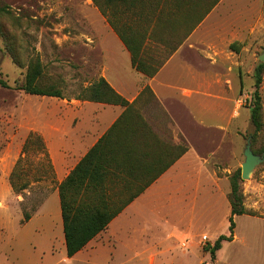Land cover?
<instances>
[{
  "label": "rangeland",
  "instance_id": "obj_1",
  "mask_svg": "<svg viewBox=\"0 0 264 264\" xmlns=\"http://www.w3.org/2000/svg\"><path fill=\"white\" fill-rule=\"evenodd\" d=\"M106 22L91 0H0V78L7 84L0 85V264H96L91 262L93 253L88 247L67 262L70 259L66 257L59 197L55 185L51 184L54 179L46 175L36 180L37 173H34L17 182L28 179L26 188L14 191L7 172L10 158L20 147L22 149L29 127L50 118L53 108L74 99L81 88L98 77L105 49V46L100 47V41H108L113 36ZM203 22V37L209 45L229 48V43L235 41L239 48L235 57L242 62L244 72L240 92L243 94L239 97L240 115H243L234 145L235 156L210 158L211 171L214 169L218 177L216 183L204 173L198 174L197 168L178 169L180 171L174 174L177 182L198 187L199 195L175 205L169 199L166 201L171 189L166 186L164 198L144 200V206L137 210L140 212L127 220L124 227H132L135 234L143 224L141 220H150L145 227L155 224L154 240L141 239L152 246L149 253L126 255L127 250L122 246L114 252L115 239L106 240L101 236L92 245L97 249L94 255L97 264L208 263L209 255L203 250L208 241L204 236L212 240L227 231L229 178L241 168L247 138H250L252 151L263 155V160L249 178H241L243 205L251 211L246 214L264 218V71L260 86L263 128L257 134L248 106L254 88L253 69L261 62L258 56L264 51V0H220ZM113 49L111 44L109 51ZM35 60L42 65L41 85L54 86L62 97L34 95L17 88L28 65ZM176 110L178 114L183 113L181 107ZM179 129L188 137V130L180 123ZM197 132L200 133L195 129L191 138L202 146L204 144H198ZM201 133L214 138L220 135L214 131ZM29 156L30 171L34 172L38 166L37 156L33 152ZM24 214L30 215V220L22 223ZM237 222L243 242L240 239L225 245L220 264H247L261 253L264 238L252 232L264 231V222H250L246 228L241 216ZM170 227H175L179 237L166 253V230ZM118 236L126 240L125 230L119 231ZM182 240L179 245L178 241ZM100 244L107 246L104 247L106 252L98 248Z\"/></svg>",
  "mask_w": 264,
  "mask_h": 264
},
{
  "label": "crops",
  "instance_id": "obj_2",
  "mask_svg": "<svg viewBox=\"0 0 264 264\" xmlns=\"http://www.w3.org/2000/svg\"><path fill=\"white\" fill-rule=\"evenodd\" d=\"M203 20L186 35L183 27L170 36V43L172 45L178 43V45L152 76H146L133 67L130 52L106 22L113 36L108 41H100V47L105 46V49H103L100 72L96 79L103 77L117 93L132 104V107L126 110L119 104L80 100L74 97L70 101L59 103L51 110L50 118L38 121L27 130L25 137L33 131L44 140L54 172V182L51 181V184L55 185L54 190L57 192L56 184L65 178L100 138L108 134L114 122L124 115L109 136L112 141L117 142L113 143L112 147L119 150L117 153L119 156L117 155L118 163H116L115 174L109 175L104 184L107 196L111 202L116 204L135 191L141 177L150 175L159 168L161 163L155 164L154 162L156 156L162 164L166 161V142L184 144L187 147L184 154L126 203L107 226L88 241L82 249L70 257L66 255L67 260L70 259L68 263L88 247L92 248L91 262L97 264L96 256H94L97 249L95 250L92 245L101 236H104L106 240L115 239L114 252L117 247L122 246L127 250L124 251L126 255L130 253L136 256L149 253L152 246L141 239L154 240L155 224L153 223L150 228L145 227L144 224H148L150 220H141L143 224L135 234L132 227H124L127 220L140 212L137 210L144 206L143 202H146L144 200L151 197L157 200L164 198L166 186L171 188L167 192V202L169 199L175 205H180L185 203L187 198L195 199L199 195V188L177 182L174 174L180 171L178 169L197 168L198 174L202 172L213 180L211 182L216 183L218 177L214 169L211 171L210 158H234L236 148L234 145H236V137L239 136L240 121L243 115H240L242 106L239 104L241 102L239 97L243 94L240 93L244 80L242 62L235 57L239 54V49L235 51L228 47L208 44L203 37ZM111 44L114 45V49L109 51ZM149 46L157 51L166 48V46L154 43ZM145 87L149 90L144 91ZM175 106L181 107L183 113L178 114ZM179 123L184 130H188V137L185 136V131L179 129ZM195 129L200 131V133L197 132L198 144H204L202 146L196 145L191 138ZM201 131H214L220 135L214 138L203 135ZM124 143L125 149L123 148ZM206 144L209 145L206 146ZM20 150L13 158H10L7 175L20 156ZM132 163L135 165L133 168ZM136 167H138L137 171ZM240 216L246 223L245 228L250 222H264L263 217L245 213L234 215L232 238L221 242L220 247L214 252L213 259L209 250L203 248L204 254L209 255V262H205L206 264H220V254L225 245L235 243L240 239L243 242V237L241 238L237 231V219ZM166 219L169 220L168 215ZM228 228L229 220L227 231L221 234L228 235ZM123 229L126 240H120L118 236L119 231ZM252 233L264 238V231ZM221 234L212 240L206 237L207 245H212L211 242H214ZM178 237L175 227L166 230V238L164 237L166 253L172 249ZM182 242L184 241H178L179 245ZM260 245H262L261 253L247 264H264V257L261 255L264 254V242ZM99 247L106 252L104 247L107 246L100 244ZM257 260L258 262L255 263ZM109 261L112 260L109 259Z\"/></svg>",
  "mask_w": 264,
  "mask_h": 264
},
{
  "label": "trees",
  "instance_id": "obj_3",
  "mask_svg": "<svg viewBox=\"0 0 264 264\" xmlns=\"http://www.w3.org/2000/svg\"><path fill=\"white\" fill-rule=\"evenodd\" d=\"M105 17L109 26L124 43L131 56L133 67L146 76H152L159 67L176 49L177 44L169 41L171 35L176 34L184 27L186 35L198 25L204 17L216 6L220 0H91ZM154 43L166 46L157 51L149 44ZM237 42L229 44V48L238 51ZM264 64L258 62L253 69V91L248 101L250 108V121L257 134L263 128L261 120V92ZM42 65L39 60L30 62L24 78L17 88L34 95H47L62 97L60 91L52 85H41ZM0 85L7 86L0 78ZM149 90L148 87L144 91ZM80 100H92L119 104L126 110L132 107L124 97L117 93L103 77L94 80L90 85L83 87L75 96ZM124 115H121L109 129L108 134L100 138L87 153L78 161L74 168L57 183V192L60 204L62 231L65 250L68 257L82 249L88 241L103 230L108 222L119 213L122 207L132 200L144 187L155 179L164 169L172 165L187 150L184 144L166 142V161L157 158L155 164L160 162L159 168L152 174L140 178V183L135 191L119 204L111 202L104 189V184L109 175L115 174L117 155L119 150L112 147L117 142L109 136L118 126ZM123 148L125 149V143ZM264 152V146H263ZM132 151L131 149H127ZM37 156L38 166L34 172L30 171L29 153ZM132 168L135 166L131 164ZM135 169V168H134ZM138 167H136L137 171ZM37 173L34 179L44 178L49 175L53 180L54 172L46 151L43 138L36 132H29L26 136L19 158L9 174V182L14 191L27 187L28 179L18 184L23 178ZM39 179V180H40ZM241 169L234 171L230 178V191L227 199L230 208L229 234L219 235L212 245H206L204 250H209L214 258V252L223 240H230L233 234V216L251 213L243 205V195L240 189ZM30 215L24 214L21 222L29 219Z\"/></svg>",
  "mask_w": 264,
  "mask_h": 264
},
{
  "label": "water",
  "instance_id": "obj_4",
  "mask_svg": "<svg viewBox=\"0 0 264 264\" xmlns=\"http://www.w3.org/2000/svg\"><path fill=\"white\" fill-rule=\"evenodd\" d=\"M261 62H264V51L258 56ZM244 160L241 163V178L250 177L254 168L263 160V155L255 154L251 149L250 138H247L242 150Z\"/></svg>",
  "mask_w": 264,
  "mask_h": 264
},
{
  "label": "built area",
  "instance_id": "obj_5",
  "mask_svg": "<svg viewBox=\"0 0 264 264\" xmlns=\"http://www.w3.org/2000/svg\"><path fill=\"white\" fill-rule=\"evenodd\" d=\"M204 239H206V237L204 236Z\"/></svg>",
  "mask_w": 264,
  "mask_h": 264
}]
</instances>
